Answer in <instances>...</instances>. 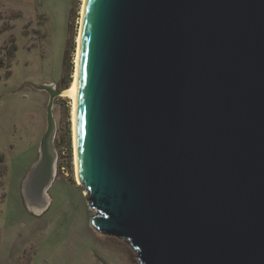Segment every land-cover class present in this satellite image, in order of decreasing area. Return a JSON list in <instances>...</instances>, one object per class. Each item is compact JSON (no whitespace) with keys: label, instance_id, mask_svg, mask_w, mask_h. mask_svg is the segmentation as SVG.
I'll return each instance as SVG.
<instances>
[{"label":"water","instance_id":"obj_1","mask_svg":"<svg viewBox=\"0 0 264 264\" xmlns=\"http://www.w3.org/2000/svg\"><path fill=\"white\" fill-rule=\"evenodd\" d=\"M22 182L46 206L61 96ZM76 140L92 228L139 264H264V0H86Z\"/></svg>","mask_w":264,"mask_h":264},{"label":"rangeland","instance_id":"obj_2","mask_svg":"<svg viewBox=\"0 0 264 264\" xmlns=\"http://www.w3.org/2000/svg\"><path fill=\"white\" fill-rule=\"evenodd\" d=\"M80 6L81 0H0V264H139L127 241L90 224L94 211L75 181L69 98H55L52 108L57 161L49 202L34 213L23 197L22 182L39 157L49 97L31 84L69 86Z\"/></svg>","mask_w":264,"mask_h":264},{"label":"bare ground","instance_id":"obj_3","mask_svg":"<svg viewBox=\"0 0 264 264\" xmlns=\"http://www.w3.org/2000/svg\"><path fill=\"white\" fill-rule=\"evenodd\" d=\"M85 2L86 0H81L80 6V25L78 28V34L76 36V52L74 56V69L72 74V80L68 87L61 90V96L65 98H69L72 102L71 107V122H72V133H73V161L75 166V181L77 185H81L80 174H79V161H78V151H77V140H76V82H77V71H78V61H79V46H80V38H81V27L83 21V14L85 10ZM85 193V192H84ZM46 202L48 203V198H46ZM30 209L34 213H40L43 208H38L31 206Z\"/></svg>","mask_w":264,"mask_h":264},{"label":"trees","instance_id":"obj_4","mask_svg":"<svg viewBox=\"0 0 264 264\" xmlns=\"http://www.w3.org/2000/svg\"><path fill=\"white\" fill-rule=\"evenodd\" d=\"M5 55H6L7 58H9V60L13 59V57H14V50L12 48L11 49H7V52L5 53ZM1 66H2V64H1V61H0V67ZM5 75L6 76H9L10 74L9 73H6ZM0 78H1V73H0Z\"/></svg>","mask_w":264,"mask_h":264}]
</instances>
